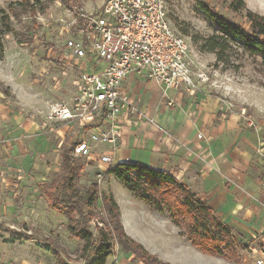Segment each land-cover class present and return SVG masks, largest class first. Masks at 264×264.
<instances>
[{
    "label": "rangeland",
    "instance_id": "obj_1",
    "mask_svg": "<svg viewBox=\"0 0 264 264\" xmlns=\"http://www.w3.org/2000/svg\"><path fill=\"white\" fill-rule=\"evenodd\" d=\"M106 1L0 0V28L9 22L8 31L0 37L4 50L0 61V264H88L98 244L99 229L110 234L113 245V255L106 264H147V256L115 234L104 207V198H113L108 192L110 188L124 207L129 235L125 230L124 233L158 262L237 264L196 249L181 236V230L173 224L166 209L151 208L122 182L111 179L108 170L116 166L115 162L100 166L97 157L103 156L99 154L103 146L110 149L113 146H98L91 156L85 157H75L72 152V157L81 159L84 166L77 182L79 196L97 185L96 206L88 208L78 197L73 209L62 214L51 209L41 193L44 185L58 179L62 151L73 142L88 140L90 133L89 128L84 131L81 124L53 123L46 118L52 104L72 105L80 73L79 68L64 65L69 53L60 32L78 15H97ZM165 1L173 30L189 46L190 71L196 87L252 120L257 133V155L264 166L261 57H249L233 45L224 54L225 61L218 62L216 54L201 50L204 40L221 38L223 32L200 2L214 14L248 30L246 12L235 13L232 0ZM244 2L248 10L264 16V0ZM200 74L206 75V82H199ZM15 150L17 155H14ZM24 161L26 166H23ZM132 196L138 198L137 204L131 200ZM260 204L264 207V202ZM82 231L92 235L90 243L82 240ZM232 233L239 241L235 258L241 257L240 264L252 254L250 248L264 247L260 243L259 248L248 247V238L240 239ZM182 242L191 244L192 249H186Z\"/></svg>",
    "mask_w": 264,
    "mask_h": 264
},
{
    "label": "crops",
    "instance_id": "obj_2",
    "mask_svg": "<svg viewBox=\"0 0 264 264\" xmlns=\"http://www.w3.org/2000/svg\"><path fill=\"white\" fill-rule=\"evenodd\" d=\"M123 89L171 137L151 125L136 127L123 120L118 146H103L99 154L113 156L115 164H141L172 175L206 202L239 238H248V247L264 245V207L260 204L264 202V166L257 155V133L252 120L203 88L166 90L146 76L132 75L124 81ZM17 154L15 150L14 155ZM26 165L24 161L23 166ZM108 182L114 184L112 180ZM108 192L119 207L127 233L124 207L111 188ZM137 199L132 196L131 200L137 204ZM182 243L192 249L191 244ZM250 251L252 254L244 258L243 264H264V247Z\"/></svg>",
    "mask_w": 264,
    "mask_h": 264
},
{
    "label": "built area",
    "instance_id": "obj_3",
    "mask_svg": "<svg viewBox=\"0 0 264 264\" xmlns=\"http://www.w3.org/2000/svg\"><path fill=\"white\" fill-rule=\"evenodd\" d=\"M80 16L82 20H77ZM77 18L60 32L69 53L64 65L80 69L73 103L69 107L52 104L46 114L53 123H78L89 128L88 140L78 142L73 155L91 156L101 145L116 148L123 120L136 127L151 125L171 137L123 89L124 81L132 75L146 76L166 90L197 88L190 71L189 46L173 30L166 1L107 0L97 15ZM198 79L207 81L205 74ZM201 158L205 162L206 157ZM98 159L100 166L115 162L111 155Z\"/></svg>",
    "mask_w": 264,
    "mask_h": 264
},
{
    "label": "trees",
    "instance_id": "obj_4",
    "mask_svg": "<svg viewBox=\"0 0 264 264\" xmlns=\"http://www.w3.org/2000/svg\"><path fill=\"white\" fill-rule=\"evenodd\" d=\"M209 15L223 32L221 38H209L202 42L201 50L214 53L218 62H224L226 51L235 47L241 49L249 57H261L264 66V16L251 12L246 8L244 0H232V10L235 13L246 12V20L250 25L247 30L243 26L220 17L204 6ZM23 5V4H22ZM9 22L2 24L0 37L8 31ZM4 50L0 45V61ZM73 144L62 153V169L56 181L46 184L42 188L51 209L63 214L70 212L75 199L85 202L88 208L94 207L98 201L97 185H93L82 196H79L77 182L80 179L84 166L81 159L72 157ZM116 180L122 182L126 188L143 200L151 208L161 211L166 209L175 226L181 230V236L186 237L192 246L204 254L223 257L241 263V257L235 258L236 243L230 227L223 224L215 215L213 209L192 193L183 183L178 182L172 175L157 171L141 164L120 163L108 170ZM104 207L113 223L115 234L124 238L131 246L142 252L149 260L147 264H168L158 262L149 256L148 252L139 244L130 239L125 233L121 223L120 210L113 198H104ZM98 244L88 264H106L107 259L113 255V245L110 234L99 229ZM83 241L90 243L92 235L85 231L80 233ZM126 243V245H129ZM87 248V246H86ZM231 254V255H230ZM155 262V263H151Z\"/></svg>",
    "mask_w": 264,
    "mask_h": 264
}]
</instances>
